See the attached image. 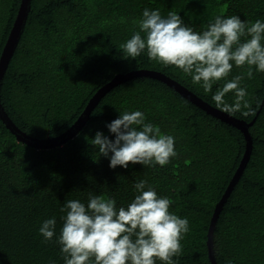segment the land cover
I'll return each mask as SVG.
<instances>
[{
    "label": "trees",
    "instance_id": "obj_1",
    "mask_svg": "<svg viewBox=\"0 0 264 264\" xmlns=\"http://www.w3.org/2000/svg\"><path fill=\"white\" fill-rule=\"evenodd\" d=\"M20 3L0 0V55ZM146 7L164 15L179 12L197 31L221 13L264 20V0H31L24 30L0 82V102L16 126L40 139L60 135L101 87L118 74L140 69L162 72L216 107L211 93L180 70L150 61L143 53L136 60L123 56L120 46L133 27L127 21ZM246 70V65L234 66L228 78ZM222 83L217 82L213 91ZM242 86L249 107L231 115L254 120L249 126L252 150L215 224L217 264H264V73L253 70ZM225 98L233 99L231 93ZM136 109L176 137L178 154L164 167L130 163L126 169H110L90 139L96 131L112 139L105 124L121 111ZM245 149L239 128L208 114L162 81L144 76L111 87L80 131L53 148L18 140L0 118V264H63L55 236L44 242L38 233L40 222L54 216L58 234L64 201L86 202L91 193L125 205L134 195V182L141 179L174 201L170 211L189 220L179 264H211L210 220Z\"/></svg>",
    "mask_w": 264,
    "mask_h": 264
},
{
    "label": "clouds",
    "instance_id": "obj_2",
    "mask_svg": "<svg viewBox=\"0 0 264 264\" xmlns=\"http://www.w3.org/2000/svg\"><path fill=\"white\" fill-rule=\"evenodd\" d=\"M127 22L133 27L120 46L125 58L136 60L143 53L150 61L180 70L229 114L249 107L242 81L251 79L253 70L264 73V20L221 13L197 31L179 12L164 15L146 7ZM245 65L246 72L228 78L234 66ZM219 81L223 83L213 91ZM228 93L231 102L225 98ZM105 127L112 139L96 131L90 140L110 169H126L130 163L164 167L178 154L176 137L147 121L139 109L119 112ZM133 190L130 202L119 206L112 197L91 193L86 202L68 199L60 207L58 234L54 216L40 222L38 233L44 242L55 236L63 264H179L181 242L190 231L188 218L170 211L174 201L158 195L148 181L134 182Z\"/></svg>",
    "mask_w": 264,
    "mask_h": 264
},
{
    "label": "water",
    "instance_id": "obj_3",
    "mask_svg": "<svg viewBox=\"0 0 264 264\" xmlns=\"http://www.w3.org/2000/svg\"><path fill=\"white\" fill-rule=\"evenodd\" d=\"M30 9H31V0H21L17 16L15 18L10 34L4 44V47L0 55V82L13 56L18 41L22 35ZM138 76L151 77L162 81L163 83L173 88L182 97L186 98L188 101H190L197 107L201 108L202 110L206 111L208 114H211L212 116L219 118L224 122L234 125L235 127L239 128L240 131L244 134L246 140L245 152L241 159L240 165L238 166L234 176L232 177L225 193L223 194V196L215 206L207 233L208 256L211 261V264H217L213 251V232H214L215 224L218 219L219 213L222 210L223 204L226 202L228 196L230 195L231 190L234 188V185L240 178L246 166V163L249 159L252 150V138L249 132V126L254 122V120L250 122H246L245 120L238 119L232 116L231 114L210 105L208 102L204 101L201 97L196 95L194 92H192L190 89H188L187 87L176 81L175 79L165 75L162 72L149 70V69L134 70L125 74L116 75L110 82H108L106 85L101 87L93 95V97L89 100L86 108L79 116V118L75 121V123L65 132L55 137L40 139L26 134L24 131L18 128V126H16V124L11 120V118L4 110L1 102H0V118L6 124V126L16 135L18 140L34 147L53 148L58 145L64 144L67 140L73 138L80 131V129L86 124L92 108L111 87L117 85L119 82Z\"/></svg>",
    "mask_w": 264,
    "mask_h": 264
}]
</instances>
